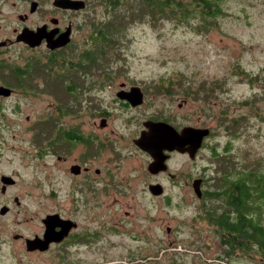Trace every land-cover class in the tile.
<instances>
[{"label":"rangeland","instance_id":"rangeland-1","mask_svg":"<svg viewBox=\"0 0 264 264\" xmlns=\"http://www.w3.org/2000/svg\"><path fill=\"white\" fill-rule=\"evenodd\" d=\"M218 5L220 13L213 19L196 15L180 24L141 23L132 25L128 36L122 34L117 44L120 54L117 59L110 58L107 72L118 77L115 82L127 79L141 88L148 104V114L141 119L164 115L179 126L208 128L212 136L192 163L183 157L171 160L170 172L178 176L174 181L157 178L164 185V199L148 194L146 184L153 179L148 178L147 158L131 157V163L125 166L133 172L130 175L139 176L137 187L130 183L137 190L133 188L125 196L111 193L97 197L96 206L91 208V227L97 234L95 254L88 260L56 263V257L34 258L17 238L38 232L39 218L46 213L67 214L76 207L74 180L64 171L66 164L56 163L59 153L53 154L52 145H48L54 134L47 135L45 127L63 124L68 118L59 116L58 108L82 93L88 73L69 80L48 79L44 73L41 76L45 78L37 75L39 78L27 80L21 87L13 79L6 80L7 86L16 91L10 98H0V176L12 177L15 185L5 196L0 193V208L9 209L0 215V264L247 262L218 258L223 255L218 239L212 228L199 220L201 203L191 185L184 184L186 178L191 182L200 175L208 179L211 173L216 174L210 170L216 164L211 150L223 153L229 140L232 160L264 163V0H220ZM17 24L15 15L2 17L0 39L9 36L10 28ZM21 50L17 47L11 54L17 56ZM95 71L98 76L100 69ZM66 84L74 89L70 96L65 94ZM184 100L187 106L180 110L178 104ZM235 117L243 118L239 139L228 138L223 131ZM114 128L123 134V142L129 141L131 133L127 135L121 124L116 123ZM64 156L70 158L69 153ZM79 214L76 220L83 223L88 214ZM262 223L264 226V215Z\"/></svg>","mask_w":264,"mask_h":264},{"label":"flooded vegetation","instance_id":"flooded-vegetation-1","mask_svg":"<svg viewBox=\"0 0 264 264\" xmlns=\"http://www.w3.org/2000/svg\"><path fill=\"white\" fill-rule=\"evenodd\" d=\"M59 1L61 0H0V19L15 15L18 21L17 25L10 28L9 36L0 39V81H2L0 87L11 91L9 97L0 96V98H10L15 94L16 89L7 86L6 80L20 79L21 77L18 76L21 73L24 74L23 76L31 74V79L36 78L38 74L42 79L45 77L41 76V74L44 73V67L48 64L54 66V70L56 66L61 65L67 69L66 73H69L71 67L81 66L79 65V58L86 47V39L92 32V22L89 23L88 21L94 17L95 0H69L83 3V7L79 9L65 8L59 4ZM4 7L6 11H4ZM39 30L44 37L38 46L32 48L20 41L19 37L23 32L37 33ZM60 38L67 40L66 45L50 49L49 44L58 42ZM17 47L22 48V50L15 56L11 52H15L14 50ZM12 68L18 69L14 76H11L12 79L2 73L3 70ZM54 72L56 73V70ZM95 74L94 64H92L82 93L73 95L70 103L65 104L66 106H59V116H62V118L68 116L63 121V124L45 127L47 135L49 133L54 134L53 140L48 142V145H52L53 154L59 153L55 156L56 163L66 164V166H63L64 171L66 170V173L73 178V188L78 198L75 199L76 207L73 211H67V214L61 211L46 213L44 217L39 218L40 226L38 232L29 236L17 235V238L23 241L26 253L34 258L56 257V263H62L67 260H88L90 254H95L94 247L97 234L91 227L94 223L91 216V208L96 206L97 197H108L111 193L117 196H125L134 188L130 184L132 181L136 187L138 186L139 176L135 175V173V176L130 175L129 173L133 172L129 168L127 171L125 166L129 162L131 163V157L136 158V155H142V157L147 158L146 170L148 165L153 162L152 155L136 145V141L148 132L146 125L148 123L166 124L179 134L185 128H192L190 125L179 126L173 124L171 122L173 119L164 115L160 117V115L152 116L153 114H151L148 115L149 117L141 119L142 116H145L144 114H148L146 113L148 104H146L144 94L141 92V102L135 106L126 99L130 90L137 86L131 85L127 79L115 82L118 77L96 76ZM65 77L68 80L73 79V77ZM27 80L25 79L19 83L12 82L17 87H21ZM105 83L107 84L106 86ZM67 87L73 89L70 84H66ZM66 88V93H64L70 96L71 92ZM137 88L141 90L140 87ZM107 94H110L111 97H108ZM58 103H60V98ZM186 106V100L178 104L180 110ZM116 123L122 125L127 135L131 133L128 142H123V134L115 130L114 125ZM198 129L208 128L198 127ZM208 131L209 136L203 139L201 147L194 155V159L190 158L188 152L164 151L166 170L157 174H151L147 170L148 178L153 179L152 182L146 184L148 194L152 198L161 196L163 199L166 198L164 185L157 178L164 176L174 181L175 177L178 176L170 172L171 160L175 159V157H183L189 163H192L196 156L205 149L206 140L211 138V131L209 129ZM73 150L74 153L72 154ZM68 153L70 158L64 156V154ZM71 168H74L75 173H72ZM3 177L11 179L8 181L12 183H3L1 181ZM183 178V181H185V176ZM194 180L201 181L200 189L202 191L204 179L200 175ZM192 182L193 180L190 182V179L186 178L184 184L186 187L191 185L192 188ZM0 183V193L4 196L15 185L13 178L6 175L0 176ZM153 185L161 186L163 190L161 196L156 197L150 194L148 188ZM134 189L135 191L137 190V188ZM13 201L16 205H19L17 198H14ZM80 210L88 214L83 223L76 220L78 219L77 215L81 212ZM51 215H58L63 221H70L71 223L68 224L71 226L70 229L64 231L65 229L63 230L60 227L54 228L53 231L55 233L64 234L59 241H51L47 245L28 244L27 241L43 239L46 230L43 220Z\"/></svg>","mask_w":264,"mask_h":264},{"label":"trees","instance_id":"trees-1","mask_svg":"<svg viewBox=\"0 0 264 264\" xmlns=\"http://www.w3.org/2000/svg\"><path fill=\"white\" fill-rule=\"evenodd\" d=\"M219 1L95 0L99 10L96 9L92 20L88 21L92 22V32L88 35L86 47L79 58L81 66L71 67L68 74L63 66H56L55 73L54 66L48 64L44 67V73L48 79H61L66 78L65 76L70 78L88 73L94 64L95 70L100 69L98 76L112 77L107 72L111 69L110 66L107 69V64L110 58L117 59L120 54L117 44L132 25L146 23L156 26L165 21L180 24L196 15L213 19L220 13ZM16 71L17 68H12L3 70L2 73L7 75L8 72L11 78ZM243 73L244 76L247 75ZM23 75L21 73L18 76L21 80L15 78L14 81L19 83L32 77L31 74ZM247 79L251 81V77ZM66 89L69 92L74 91L69 87ZM242 120V117H235L229 122V127L223 128L224 133L229 135L228 138L233 136V139H239L238 133L243 135L239 128ZM231 149L232 143L229 140L222 148L223 153H217L218 150L214 148L211 150V159H214L216 164H212L210 170H215L216 174L211 173L212 176L208 179L204 175L201 177L204 184L199 199L201 207L198 218L212 228L216 235L223 251V255L218 258L247 261L245 264H264V163L263 160H232Z\"/></svg>","mask_w":264,"mask_h":264},{"label":"water","instance_id":"water-1","mask_svg":"<svg viewBox=\"0 0 264 264\" xmlns=\"http://www.w3.org/2000/svg\"><path fill=\"white\" fill-rule=\"evenodd\" d=\"M59 4L65 8L79 9L83 7V3L77 1L61 0ZM59 5V6H60ZM41 31L37 33H22L19 37L20 41L29 45L30 47H36L40 44L41 39H43ZM67 40L60 38L58 42L49 44L50 49H55L61 46L66 45ZM56 45V46H55ZM11 91L7 88L0 87V96L9 97ZM133 106L138 105L141 102L142 94L139 88H133L130 90L126 98ZM148 132L142 135L137 141L136 145L142 150L150 153L152 155L153 162L148 165V172L151 174H157L158 172L165 171V160L164 151H180L181 153L188 152L191 159H194V155L201 147L203 139L209 136L208 129H198V128H185L180 134L175 132L173 128L169 125L162 123H148L147 125ZM72 173L74 168H71ZM7 180V181H6ZM11 180L7 177L2 178L3 183H12ZM200 180H193L192 188L197 199H200L202 192L200 189ZM152 196H161L162 188L160 185L149 186L148 188ZM8 208H0V215L6 214ZM70 221H63L59 218L58 215L47 216L43 220V224L46 226V230L43 236V239L37 241H27V243H36L37 245H47L51 241H59L63 233H55L53 230L55 227H60L68 231L71 226L68 224ZM55 235V236H54ZM53 236V237H52ZM58 236V237H57ZM45 243V244H44Z\"/></svg>","mask_w":264,"mask_h":264}]
</instances>
